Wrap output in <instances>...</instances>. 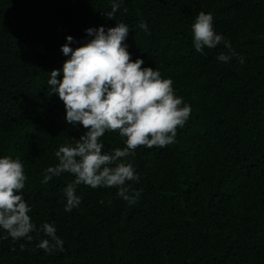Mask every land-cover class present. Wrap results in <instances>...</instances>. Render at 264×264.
I'll list each match as a JSON object with an SVG mask.
<instances>
[{"label":"trees","instance_id":"16d2710c","mask_svg":"<svg viewBox=\"0 0 264 264\" xmlns=\"http://www.w3.org/2000/svg\"><path fill=\"white\" fill-rule=\"evenodd\" d=\"M111 2L0 0V158L24 164L22 194L37 226L30 242L3 239L0 229V264H264V0H123L109 20ZM201 11L237 54L229 62L217 59L230 54L223 43L195 51L191 25ZM120 22L132 60L171 79L192 111L174 144L128 158L139 176L129 186L142 190L136 203L116 188L78 185L82 202L66 212L63 189L74 177L42 180L55 151L86 129L66 122L47 80L69 58L67 36L75 49L91 39L86 29ZM101 142L104 152L126 146L116 132ZM44 223L65 251L37 248L48 238Z\"/></svg>","mask_w":264,"mask_h":264},{"label":"clouds","instance_id":"9594fccd","mask_svg":"<svg viewBox=\"0 0 264 264\" xmlns=\"http://www.w3.org/2000/svg\"><path fill=\"white\" fill-rule=\"evenodd\" d=\"M122 2L112 0L111 11L105 13L107 19L114 20ZM137 27L148 30L143 21ZM85 31L91 39L75 49L70 45L77 41L66 37L61 52L69 58L62 69L52 70L47 80L46 95H58L66 122L86 129L74 146L61 145L55 151L58 163L45 169L42 180L47 184L62 173L74 177L63 189L66 212L82 202L76 194L78 185L116 188L117 196L129 204L136 203L142 190L129 186V182H138L139 176L128 158L139 147L163 148L174 144L177 129L184 126L192 111L182 97L175 95L171 79L162 78L158 69L142 67V59L132 60L124 44L130 31L128 25L120 22L107 30L100 26ZM191 33L194 49L202 55L205 48L214 49L222 43L230 54L220 53L219 61L227 63L237 55L230 42L215 32L211 13L199 12ZM239 62L244 63L242 56ZM106 132L118 133L126 146L104 152L101 138ZM26 180L19 158H0V229L7 234L3 239L30 242V233L37 230L22 194ZM39 231L48 238L41 240L37 248L49 254L65 251L54 225L44 223Z\"/></svg>","mask_w":264,"mask_h":264}]
</instances>
